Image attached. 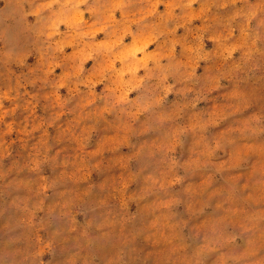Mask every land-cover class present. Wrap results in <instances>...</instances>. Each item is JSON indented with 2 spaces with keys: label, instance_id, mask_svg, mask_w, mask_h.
I'll use <instances>...</instances> for the list:
<instances>
[{
  "label": "rangeland",
  "instance_id": "rangeland-1",
  "mask_svg": "<svg viewBox=\"0 0 264 264\" xmlns=\"http://www.w3.org/2000/svg\"><path fill=\"white\" fill-rule=\"evenodd\" d=\"M0 264H264V0H0Z\"/></svg>",
  "mask_w": 264,
  "mask_h": 264
}]
</instances>
